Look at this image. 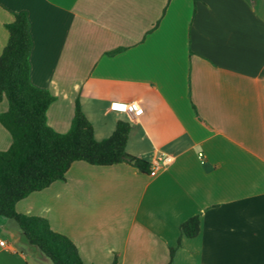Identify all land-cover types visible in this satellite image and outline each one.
<instances>
[{
	"label": "crops",
	"instance_id": "1",
	"mask_svg": "<svg viewBox=\"0 0 264 264\" xmlns=\"http://www.w3.org/2000/svg\"><path fill=\"white\" fill-rule=\"evenodd\" d=\"M18 13L30 83L54 98L48 126L66 133L76 102L96 141L127 122L126 154L150 169L75 162L16 212L46 219L84 264H167L193 216L200 232L173 264H264V0H0V55ZM0 239V264H51L12 220Z\"/></svg>",
	"mask_w": 264,
	"mask_h": 264
},
{
	"label": "trees",
	"instance_id": "2",
	"mask_svg": "<svg viewBox=\"0 0 264 264\" xmlns=\"http://www.w3.org/2000/svg\"><path fill=\"white\" fill-rule=\"evenodd\" d=\"M5 29L8 41L0 55V103L7 101V111L0 114V125L9 133L11 145L0 151V217L14 221L26 243L51 264H84L68 237L52 230L42 217L17 213L16 204L63 181L75 162L103 167L127 163L142 173L149 172L150 166L126 154L129 123L117 122L108 138L96 141L79 102L66 133L50 128L46 115L54 98L30 83L32 42L26 13L14 14ZM179 230L180 237L176 247L169 249L167 264H173L183 237L191 239L199 234V217L189 218Z\"/></svg>",
	"mask_w": 264,
	"mask_h": 264
},
{
	"label": "built area",
	"instance_id": "3",
	"mask_svg": "<svg viewBox=\"0 0 264 264\" xmlns=\"http://www.w3.org/2000/svg\"><path fill=\"white\" fill-rule=\"evenodd\" d=\"M109 109L113 112L120 113V114H128V115H134L139 116L142 114V109L137 106L136 103H125V102H111ZM201 158V155H200ZM167 162V159L163 160V164ZM161 164L159 162H155L151 171L150 176H155L157 171L160 169ZM6 243L0 239V247L4 248L6 247Z\"/></svg>",
	"mask_w": 264,
	"mask_h": 264
}]
</instances>
